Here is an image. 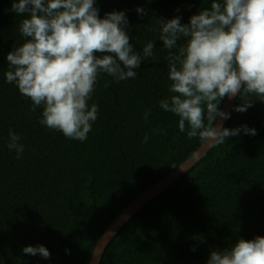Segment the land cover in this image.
Returning a JSON list of instances; mask_svg holds the SVG:
<instances>
[{
  "label": "trees",
  "instance_id": "16d2710c",
  "mask_svg": "<svg viewBox=\"0 0 264 264\" xmlns=\"http://www.w3.org/2000/svg\"><path fill=\"white\" fill-rule=\"evenodd\" d=\"M212 2L96 0L101 17L125 13L134 51L143 56L149 41L156 47L135 70L136 78L98 76L88 101L98 105L97 119L79 141L42 125L43 107L33 111L32 101L6 81L7 53L25 38L12 0H0V264H90L109 224L200 148L204 141L190 139L187 125L181 132L179 117L159 106L172 95L169 50L152 29L159 18L179 16L186 24ZM241 98L235 106L251 99L252 106L232 110L224 127L247 125L257 134L241 131L214 145L119 230L100 264H206L213 250L264 236V101L252 94ZM10 130L24 145L20 158L7 146ZM38 244L50 258L23 253L24 246Z\"/></svg>",
  "mask_w": 264,
  "mask_h": 264
},
{
  "label": "clouds",
  "instance_id": "9594fccd",
  "mask_svg": "<svg viewBox=\"0 0 264 264\" xmlns=\"http://www.w3.org/2000/svg\"><path fill=\"white\" fill-rule=\"evenodd\" d=\"M11 11L23 17L19 32L25 39L7 53L6 81L32 101L33 111L43 107L42 125L79 141L87 139L97 119L98 105L89 106L88 101L98 76L108 74L115 82L134 79L143 58L152 57L156 47L149 41L143 56L134 51L125 13L113 10L101 17L96 0H12ZM136 11L143 14L144 9ZM157 25L152 31L159 32L169 50L172 94L159 106L179 117V130L184 132L187 125L190 139L198 136L211 145L223 144L241 131L256 135L247 125L224 127L222 121L230 113L219 104L225 97L241 98L242 93L264 101V0H213L186 24L176 16L159 18ZM180 40L184 43L178 46ZM251 106L252 99L244 100L233 110L245 112ZM218 117L221 123H216ZM19 141L10 130L7 146L17 158L24 152ZM22 251L50 258L42 244ZM206 264H264V236L239 238L213 250Z\"/></svg>",
  "mask_w": 264,
  "mask_h": 264
},
{
  "label": "water",
  "instance_id": "95a60500",
  "mask_svg": "<svg viewBox=\"0 0 264 264\" xmlns=\"http://www.w3.org/2000/svg\"><path fill=\"white\" fill-rule=\"evenodd\" d=\"M238 97V96H237ZM237 97L228 98L224 102L222 111L231 112L236 104ZM228 121L225 119L222 121L223 126ZM216 123H221L218 117ZM214 145L205 142L200 146V148L194 152L183 164L172 171L170 174L165 176L151 188L142 193L138 198H136L132 203H130L121 214L115 218L109 226L105 229L103 235L99 239L97 245L94 248L93 254L90 259V264H100L103 253L109 244V242L114 238V236L119 232V230L145 205H147L152 199L166 191L170 186H172L179 178H181L189 169L195 166L206 154L211 150Z\"/></svg>",
  "mask_w": 264,
  "mask_h": 264
}]
</instances>
